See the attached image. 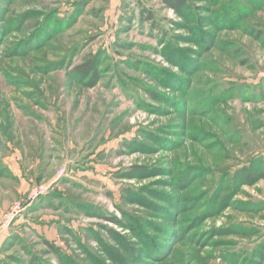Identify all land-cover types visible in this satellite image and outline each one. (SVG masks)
I'll return each instance as SVG.
<instances>
[{
	"label": "rangeland",
	"instance_id": "374dc122",
	"mask_svg": "<svg viewBox=\"0 0 264 264\" xmlns=\"http://www.w3.org/2000/svg\"><path fill=\"white\" fill-rule=\"evenodd\" d=\"M263 169L264 0H0V264H264Z\"/></svg>",
	"mask_w": 264,
	"mask_h": 264
},
{
	"label": "trees",
	"instance_id": "16d2710c",
	"mask_svg": "<svg viewBox=\"0 0 264 264\" xmlns=\"http://www.w3.org/2000/svg\"><path fill=\"white\" fill-rule=\"evenodd\" d=\"M162 4L172 10L175 11L179 15H183L189 9L190 0H161ZM96 61V57H90L87 62L83 65L78 66L76 69L77 74L81 75H89L94 72V63ZM249 177V176H248ZM258 179H264V169L259 172ZM251 182H254L253 179H250ZM109 221L115 223L116 225H120V222L115 218H109Z\"/></svg>",
	"mask_w": 264,
	"mask_h": 264
}]
</instances>
